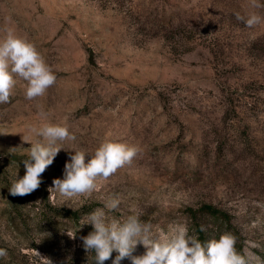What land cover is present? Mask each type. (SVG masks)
Listing matches in <instances>:
<instances>
[{"label":"rangeland","instance_id":"obj_1","mask_svg":"<svg viewBox=\"0 0 264 264\" xmlns=\"http://www.w3.org/2000/svg\"><path fill=\"white\" fill-rule=\"evenodd\" d=\"M251 12L264 15V7L0 0V29L11 25L33 42L57 77L29 101L17 76L9 103L0 104V248L8 251L0 264H94L81 239L92 226L82 223L114 195L122 203L109 218L139 213L156 233L186 223L201 242L231 232L249 264H264V23L248 28L236 18ZM41 109L77 139L59 142L64 149L37 190L12 196L28 148L41 139L29 131ZM106 139L141 151L90 196L49 191L72 149L94 152ZM206 207L218 218L204 215ZM144 251L138 245L133 255Z\"/></svg>","mask_w":264,"mask_h":264},{"label":"clouds","instance_id":"obj_2","mask_svg":"<svg viewBox=\"0 0 264 264\" xmlns=\"http://www.w3.org/2000/svg\"><path fill=\"white\" fill-rule=\"evenodd\" d=\"M252 4L256 8L264 7L261 0H252ZM236 18L248 28L264 23V15L257 12L249 13L246 18L237 14ZM17 76L26 81L24 95L29 101L43 97L57 79L36 45L8 25L0 29V104L9 103ZM36 115L40 125H29V131L41 139L28 148L27 158L23 160L25 174L15 178L8 188L12 196L37 190L43 182L42 174L64 149L59 142L77 139L66 122H50L49 114L42 109ZM140 151L138 145L113 139L103 141L94 152L72 149L63 177L54 179L49 191L68 199L90 196L97 190L98 181L107 180L118 169L131 164ZM121 203L119 195L112 196L103 208L95 209L82 223V226H92V231L81 239L86 253H95L94 264H104L114 251L118 255L112 264H121L125 258H130L131 264H249L247 249L244 254L237 251V237L231 232L221 234L219 239L201 242L189 234L186 223H176L166 233H156L151 223L142 222L139 213L122 219L109 218L107 213L118 210ZM138 245L145 251L133 255ZM7 255V249L0 248V258Z\"/></svg>","mask_w":264,"mask_h":264},{"label":"trees","instance_id":"obj_3","mask_svg":"<svg viewBox=\"0 0 264 264\" xmlns=\"http://www.w3.org/2000/svg\"><path fill=\"white\" fill-rule=\"evenodd\" d=\"M204 215H207V216H210V217H214V218H218V213L216 210H214L212 207H206L205 210H204ZM199 214V211L198 212H195L194 216L195 218L197 219V215ZM67 215H69L70 217L72 216L71 213H68Z\"/></svg>","mask_w":264,"mask_h":264}]
</instances>
